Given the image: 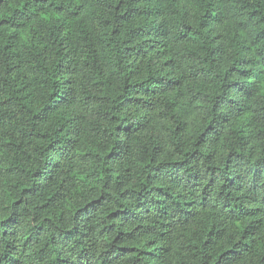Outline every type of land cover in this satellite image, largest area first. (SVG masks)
I'll return each instance as SVG.
<instances>
[{
  "label": "trees",
  "instance_id": "1",
  "mask_svg": "<svg viewBox=\"0 0 264 264\" xmlns=\"http://www.w3.org/2000/svg\"><path fill=\"white\" fill-rule=\"evenodd\" d=\"M0 264H264V0H0Z\"/></svg>",
  "mask_w": 264,
  "mask_h": 264
}]
</instances>
